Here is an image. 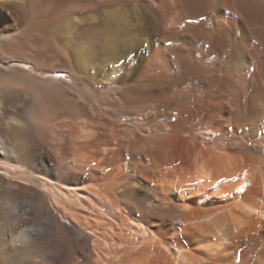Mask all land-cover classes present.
<instances>
[{"label":"bare ground","instance_id":"1","mask_svg":"<svg viewBox=\"0 0 264 264\" xmlns=\"http://www.w3.org/2000/svg\"><path fill=\"white\" fill-rule=\"evenodd\" d=\"M0 264H264V0H0Z\"/></svg>","mask_w":264,"mask_h":264},{"label":"rangeland","instance_id":"2","mask_svg":"<svg viewBox=\"0 0 264 264\" xmlns=\"http://www.w3.org/2000/svg\"><path fill=\"white\" fill-rule=\"evenodd\" d=\"M25 25H27L28 24V21L26 20L25 21V23H24ZM56 76H58V77H63V75L60 73V74H58V75H56ZM55 122L57 123V124H61L62 122H63V120L62 119H57V120H55ZM3 128V127H2ZM53 151V150H52ZM54 152V151H53Z\"/></svg>","mask_w":264,"mask_h":264}]
</instances>
